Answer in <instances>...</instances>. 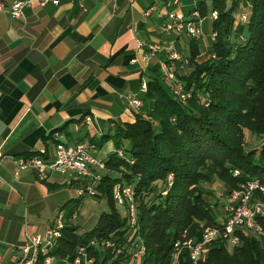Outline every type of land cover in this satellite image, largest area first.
<instances>
[{
  "label": "trees",
  "instance_id": "obj_1",
  "mask_svg": "<svg viewBox=\"0 0 264 264\" xmlns=\"http://www.w3.org/2000/svg\"><path fill=\"white\" fill-rule=\"evenodd\" d=\"M193 1L186 5L187 14L196 8L203 16L218 11L213 19L212 31L217 35L210 56L202 61L196 58L201 51L199 40H191L187 63L164 56L191 95L184 102L166 81L160 65L152 66L142 98L145 106L136 111L134 121L116 120L100 135H91L90 131L80 135L78 141L90 135L89 143L96 147L109 140L114 143L115 148L102 158L107 172L95 186L97 197L106 196L108 209L100 213L91 228L79 232V225L71 219L74 211L79 214L86 195L63 204V232L49 252L57 258L54 264L73 260L80 246L93 258L91 264H129V248L138 238L146 245L140 264H264V241L252 232L241 233L242 243L232 249L219 237L207 245L197 261L185 250L174 262L177 238L187 232L200 239L203 227L218 224L224 214L223 204L219 212L215 211L214 205L219 208L220 203L204 197L203 181L218 177L232 190L248 179L264 178V144L245 148L247 130L264 136V0ZM247 1L253 5L249 17L236 25L235 11ZM182 66L189 67V71ZM207 94L209 104L204 98ZM84 119L85 115L68 119L44 138L62 141L56 132L71 138L69 125L77 122L82 130ZM121 148L125 149L124 155L119 154ZM23 154L30 157L42 153L39 149ZM236 169L240 172L234 173ZM169 173L174 174L171 185ZM124 182L134 184L136 189L138 229L116 205L115 186ZM259 218L264 224V218ZM106 238L125 246L117 252L105 243L96 244Z\"/></svg>",
  "mask_w": 264,
  "mask_h": 264
},
{
  "label": "crops",
  "instance_id": "obj_2",
  "mask_svg": "<svg viewBox=\"0 0 264 264\" xmlns=\"http://www.w3.org/2000/svg\"><path fill=\"white\" fill-rule=\"evenodd\" d=\"M171 2L31 0L22 16L0 10V264H24L28 235L66 212L63 204L80 196L86 181L57 170L40 176L20 167L19 158L45 148L54 159L56 142L44 137L68 119L91 116L82 130L77 122L69 125L71 138L56 132L69 143L82 132L100 135L116 120H135L139 109L124 94L143 98L152 66L169 56L164 49L147 62L143 54L151 43L174 45L163 29ZM152 5L156 9L146 14ZM108 142L107 149L95 148L96 156L106 158L115 148ZM67 186L74 191L69 196L62 194Z\"/></svg>",
  "mask_w": 264,
  "mask_h": 264
},
{
  "label": "built area",
  "instance_id": "obj_3",
  "mask_svg": "<svg viewBox=\"0 0 264 264\" xmlns=\"http://www.w3.org/2000/svg\"><path fill=\"white\" fill-rule=\"evenodd\" d=\"M50 0H40L42 4ZM58 3L60 0H52ZM83 2V0H80ZM134 4L137 0H129ZM31 0H0V10L9 11L14 16H22L24 14V7L29 4ZM174 8L171 9L163 23V29L167 32L187 33L188 35L196 38H201L202 23L205 16H202L200 11L196 8L187 14L182 0H172ZM253 5L251 1H247L240 8L237 14V22L244 23L247 21ZM156 9L154 5L146 10V14L150 15ZM212 19L218 17V11L213 10L209 14ZM216 36V32L213 33ZM141 45V43H140ZM168 49L171 58L188 62V58L184 59L182 54L174 47L173 44L164 45L161 42H155L148 45L145 51L144 59L149 62L156 57L159 52ZM137 61V58L133 59ZM161 70L166 78V81L173 87V91L184 102L187 101L191 95V91L187 90L184 85L177 81L176 73L163 61L161 63ZM177 81V82H176ZM176 82V83H175ZM147 89V82L143 81L142 90ZM130 106L139 109L143 105V99L137 95L130 93L124 94ZM85 121H91V116H86ZM92 148H96L94 143H86L84 141L66 142L60 141L56 143L55 158L49 159L44 156L47 149H40L41 155H33L30 157H20L19 166L22 168L36 169L40 176H44L46 170L73 172L76 178L85 177L86 183L78 188V194L82 195L86 192L93 193L91 180H100L102 175L95 172L96 168H105L106 164L102 158H99L92 152ZM119 154L123 155L122 149ZM2 152H0V157ZM236 169L235 173H239ZM174 174L169 173L168 183H173ZM90 180V181H88ZM90 182V183H89ZM88 183V184H87ZM124 190V191H123ZM132 197L134 192L131 189H123L122 185L117 184L114 189V196L119 203L125 202L126 198ZM264 178L255 177L248 179L245 183L240 184L238 187L233 188L227 194L224 204V214L220 218V222L214 225H207L203 227L202 237L196 239L195 237L188 236L184 232L181 237L177 238L174 242V262H178L180 255L185 250L193 261H197L202 255L207 245L219 237H222L229 247L232 249L242 243L241 233L249 234L254 233L261 237L264 241V224L259 217L264 218ZM124 198V199H123ZM136 206L132 203L130 205L131 222L135 224L138 216L136 215ZM77 210L74 211L76 216ZM65 210L59 211L57 216L51 221L44 229L43 232H36L29 234L28 238L23 245V260L24 264H39L41 257L42 264H54L57 258L49 253L56 245L59 237L63 232L65 223L63 218ZM94 242V241H93ZM107 246L114 245V241L106 240ZM121 250V248H118ZM146 253V245L142 239H137L132 258L139 261ZM91 259L84 246H80L78 254L73 260H66L67 264H91ZM90 261V262H89Z\"/></svg>",
  "mask_w": 264,
  "mask_h": 264
},
{
  "label": "rangeland",
  "instance_id": "obj_4",
  "mask_svg": "<svg viewBox=\"0 0 264 264\" xmlns=\"http://www.w3.org/2000/svg\"><path fill=\"white\" fill-rule=\"evenodd\" d=\"M182 1H183V3H185L184 9L186 10V8H187L186 5L191 4V2L193 0L192 1L182 0ZM208 1H210V0H208ZM242 2H244V1H242ZM193 3H195V1H193ZM243 4H240V7ZM240 7H238V10H239ZM238 10L235 11L236 25L241 24V23L237 22V14L239 12ZM210 13H211V11L209 12V14ZM209 14L207 16H205L204 21L202 23L203 34H202L201 38L192 37V36H190V35H188L187 33H184V32H182V33L170 32L171 33L169 35L170 41L172 43H174V47L182 54L184 59H186V58L189 59V56L191 54V52H190L191 40H196V41L199 40V42H200L201 51H200V53L198 55H196L197 56L196 58H198L200 61H202V60H205L206 57L210 56L209 49L211 48L213 40L216 38V36L215 37L213 36V33H214L212 31L213 19L210 17ZM216 35H217V32H216ZM232 39H235L234 35H232ZM243 39H244V37H243ZM185 63H187V62H185ZM182 67H183L185 72L189 71V67H187V66L186 67L182 66ZM176 77H177L176 79H177L178 83L181 84V85H184V87H185L186 83L184 82V80H182L181 78L179 79L177 75H176ZM171 88L173 89L172 86H171ZM204 98L206 99L205 100L206 104H209V101H208V99H210L209 98V94H207V96H204ZM146 103H147V101H146ZM146 106H147V104H146ZM84 134H85V132H82V135H84ZM85 140H86V143H89L88 140H90V135L85 136ZM262 144H264V136H261L259 134L253 133L250 130L246 131L245 148L247 150H251V149H254V148H260L262 146ZM109 146H111V143L107 142L104 145V149L105 148L107 149ZM121 149H122L123 155H124L125 154V152H124L125 149L124 148H121ZM92 152L94 154H96L98 152V150H96L95 148H92ZM235 171L236 170H234V173H235ZM95 172L100 173L101 175H103V174H105V172H107V168L106 167L105 168H96ZM58 173H61V172L59 171ZM72 175L75 176V174L73 172H72ZM79 179L83 180V179H85V177L77 178V180H79ZM88 181H90V180H88ZM97 181L98 180H91V185H92L91 188L93 190V193L86 192L87 194L86 193L82 194V195H84V196L86 195V196H85V198H84V200L82 202V205H81V208H80V212H79L78 215L76 214V216H74V215L72 216L71 221L74 224L79 225V229H78L79 232H84L85 230H87V228H89L90 226L94 225L96 223L100 213L103 210L108 209V201H107L106 196L97 197V195H96V193L98 192L97 188L95 187ZM120 184L121 183H119V185ZM121 185H122L123 189H131L134 192V194H132V197H128V196H126L124 194V197L126 198L125 202L124 201H123V203L116 202V205H117L118 209L120 210V212L122 213V215H126L127 216V219L129 220V223L131 225H136V227L138 229V227H139V224H138L139 217L135 221L136 222L135 224H133L131 222V219H130L131 218L130 205L132 203L136 206V211H137L136 215L139 216V206H138V200H137V194H136L135 186L132 183H126V182L122 183ZM202 185H203L202 187L205 190L204 197H206L211 203H214V202L220 203L219 208L214 205L215 211L219 212L221 210V206H222L221 204H223V205L225 204L227 194L230 191V190H228L229 189V185L225 181L221 180L218 177H216L212 181L205 180V181L202 182ZM69 187H71V186H67V189L62 191L63 195L67 194V196H69L71 192L72 193L74 192L73 190L70 191ZM75 187H77L76 184L73 186V188H75ZM63 198H66V197H63ZM223 208H224V206H223ZM65 215H66V212H65ZM65 215H64V218H63V223H65V221H66L65 220V218H66ZM133 229L134 228H131V234L134 231ZM108 239L109 238H106L103 242L100 243V241H99V243H96V244L98 246H100V244L104 245L103 243H105V241L108 240ZM138 239H140V238H138ZM109 240H112V239H109ZM104 246L108 247L106 245V243H105ZM124 246H125V244L118 245V244L114 243V245L109 246V247H111V248L113 247V248H115L117 250V252H119V251H121L123 249ZM118 247H120L121 250L117 249ZM134 249H135V246L133 247V245H132V247L129 248V250L132 251V254L134 252ZM89 259L92 260L93 258L89 257ZM140 261L141 260L136 261V260H134L132 258L128 262H129V264H140Z\"/></svg>",
  "mask_w": 264,
  "mask_h": 264
},
{
  "label": "water",
  "instance_id": "obj_5",
  "mask_svg": "<svg viewBox=\"0 0 264 264\" xmlns=\"http://www.w3.org/2000/svg\"><path fill=\"white\" fill-rule=\"evenodd\" d=\"M23 129H24V127L20 128V129L17 131V133L14 135V137H16L17 135H19L20 132H21Z\"/></svg>",
  "mask_w": 264,
  "mask_h": 264
}]
</instances>
